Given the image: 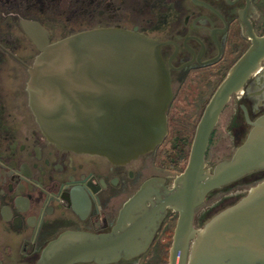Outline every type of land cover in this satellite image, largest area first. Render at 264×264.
<instances>
[{
  "label": "flooded vegetation",
  "instance_id": "1",
  "mask_svg": "<svg viewBox=\"0 0 264 264\" xmlns=\"http://www.w3.org/2000/svg\"><path fill=\"white\" fill-rule=\"evenodd\" d=\"M99 28H122L157 41L170 77L167 134L154 150L122 163L50 142L29 106V69L39 54L31 32L52 43ZM250 31L264 33V0H0V264H34L64 231H110L147 179L162 177L171 187L187 165L212 96L251 46ZM263 114L264 57L219 111L205 166L212 171L230 159ZM216 140L223 142L220 153ZM262 179L264 169L210 191L204 202L224 194L203 211L204 202L195 207L193 227H202L249 189L232 192L235 187ZM176 220L177 212L167 209L144 253L111 264H167Z\"/></svg>",
  "mask_w": 264,
  "mask_h": 264
},
{
  "label": "water",
  "instance_id": "2",
  "mask_svg": "<svg viewBox=\"0 0 264 264\" xmlns=\"http://www.w3.org/2000/svg\"><path fill=\"white\" fill-rule=\"evenodd\" d=\"M249 35L251 46L212 96L187 165L172 186L166 187L162 177L147 179L110 231H64L34 264H111L138 257L151 244L167 209L177 212L167 264H264V179L202 227L192 224L195 207L210 191L264 169V114L230 159L216 163L212 171L204 159L229 94L264 57V33ZM31 36L39 54L29 69V106L50 142L115 163L161 143L172 92L157 41L122 28L86 30L52 43L33 31Z\"/></svg>",
  "mask_w": 264,
  "mask_h": 264
},
{
  "label": "rangeland",
  "instance_id": "3",
  "mask_svg": "<svg viewBox=\"0 0 264 264\" xmlns=\"http://www.w3.org/2000/svg\"><path fill=\"white\" fill-rule=\"evenodd\" d=\"M217 144V147L219 148V150H218V153H220L221 152V150H222V148H223V142H221V141H218V140H216L215 142H213V146L214 145H216ZM216 147V148H217ZM214 148L212 147V150H213ZM216 151V150H215ZM209 160H211L212 162H215V161H217L218 160V158L216 157H211V155L209 156V158H208ZM252 184H250V186H251ZM250 186H248V185H246V186H243V187H235L234 189H233V191L232 192H236V191H240L241 189H245V188H248V187H250ZM223 192H217V193H214L213 195H211L203 204H202V211L204 210V209H206V208H209L210 206H213L214 204H215V202L217 201V200H219V198H222L223 197ZM227 200H224L223 202H222V204H220V205H217L215 208H213L214 210H212V212L213 211H216V210H218V209H220L221 207H222V205H225V204H227V202H226ZM217 204V203H216ZM200 209V208H199ZM211 212V213H212Z\"/></svg>",
  "mask_w": 264,
  "mask_h": 264
},
{
  "label": "trees",
  "instance_id": "4",
  "mask_svg": "<svg viewBox=\"0 0 264 264\" xmlns=\"http://www.w3.org/2000/svg\"><path fill=\"white\" fill-rule=\"evenodd\" d=\"M175 167H177V164H176V166Z\"/></svg>",
  "mask_w": 264,
  "mask_h": 264
}]
</instances>
